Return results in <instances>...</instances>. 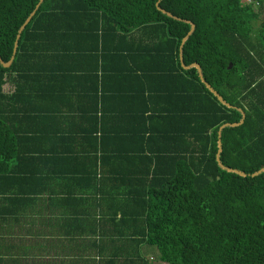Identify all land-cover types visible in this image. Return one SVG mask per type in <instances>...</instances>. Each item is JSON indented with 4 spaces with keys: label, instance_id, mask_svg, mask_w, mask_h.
I'll return each instance as SVG.
<instances>
[{
    "label": "trees",
    "instance_id": "obj_1",
    "mask_svg": "<svg viewBox=\"0 0 264 264\" xmlns=\"http://www.w3.org/2000/svg\"><path fill=\"white\" fill-rule=\"evenodd\" d=\"M39 1L0 0L4 61L13 55L19 29ZM157 1L41 3L21 34L12 64L6 67L0 61V191L5 194L0 193V204L9 201L19 207L15 200L29 202L24 210L32 212L19 210L26 215L23 219L17 211L9 213L16 218L10 217L19 237H70L97 249L94 257L72 258L71 264H125L127 257L113 252L127 248L128 241L141 250L128 264H264V171L251 175L264 166V19L257 23L264 0L160 3L196 23L183 47L185 63L199 62L207 81L246 111L242 124L223 129L221 158L248 176L223 169L216 158L220 126L239 122L241 111L221 103L197 68L182 66L180 46L191 25L162 12ZM112 37L135 39L152 54L145 57L144 52L141 75H126L134 84L129 91L145 95L150 104L139 99L137 105L129 103L126 114L104 115L93 98L96 84L78 90L71 81L60 87L67 93L58 100L86 97L80 105L93 126V113L104 121L99 130L103 153L89 155L91 162L78 169L87 185L63 192L68 199L59 197L49 183L39 191L26 188V176L14 173L20 156L13 141L23 130L17 121L32 120L33 112L52 104L46 94L56 87L57 75L52 74L63 73L69 55L91 57L100 43L104 54L112 53L120 47V42L107 44ZM129 69L137 74V67ZM8 79L11 88L6 91ZM92 147L96 143L86 148ZM114 158L122 164L118 176L126 184L110 167ZM133 162L141 168L134 177ZM0 218L8 221L2 211ZM39 219L44 229L35 231ZM7 233L0 237L14 236L13 229ZM144 245L154 248L157 263L142 253Z\"/></svg>",
    "mask_w": 264,
    "mask_h": 264
},
{
    "label": "crops",
    "instance_id": "obj_2",
    "mask_svg": "<svg viewBox=\"0 0 264 264\" xmlns=\"http://www.w3.org/2000/svg\"><path fill=\"white\" fill-rule=\"evenodd\" d=\"M110 40L113 47L120 42V47L113 49L112 53L104 54L101 48L102 43H100L98 50H95L91 57L82 56L79 53L69 55L68 64L63 73L59 70L52 74L57 75L56 80L53 81L56 87H48L49 90L46 93L47 98L52 99V104L40 107L39 110L33 112L35 115L31 116L32 120L29 118L21 121L20 118L17 121L16 124H21L23 130L19 133L21 136L13 141L20 156V159L17 158L19 166L14 167V173L17 176H26L23 180L26 188L39 191L42 186L48 188L49 183L59 197L68 199L69 196L62 194L63 192L83 190L87 185L78 177V169L85 166L83 163H86V160L91 162L89 155L96 158L97 155L101 156L103 153L99 130L104 121H100L98 115L93 113L95 122L93 126V119L82 111L81 108L84 106L80 105V102L87 100L86 97L67 101L58 100V95L62 96L67 93L60 87H65L71 81L79 85L78 90H83L85 87L92 88L96 84L97 97L93 96V98L98 100V109L101 108L104 115L111 112L126 114L131 109L129 103L133 102L137 105L139 99H142L141 103L150 104L145 95L142 97L138 91H129L130 86L134 87V84L126 75H141L140 62L144 61V52L148 54L145 57H150L152 54L145 48L143 51L135 39L117 38L115 40L112 37L108 39L107 44ZM130 67H137V74L130 72ZM104 119L108 117L104 116ZM37 129L41 130V134H38ZM92 142L96 143L97 148H86ZM112 162L110 167L113 173L121 183L126 184L127 182L118 176L123 172L119 158L112 159ZM132 167L133 171L131 169L130 174L134 177L141 171V168L134 162ZM47 174L53 178L49 179ZM0 193L5 197L2 191ZM15 201L20 209L16 203L18 208L9 201L0 204V211L8 217L7 222L4 221L5 218L3 220L0 218V234L8 235L7 231L10 229L14 231V236L0 237V264H11L13 261L16 264H71L72 258L82 256L90 259L95 256L96 248H87L85 243H79L76 239L71 240L70 237H19L14 230L16 218L9 213L17 211L23 219L24 216L26 217L24 212L32 211L24 210L29 202ZM37 210L39 209L35 212ZM40 219L35 231L38 228L44 229ZM128 243L127 248L113 252L116 255L126 256L125 264L131 261V257L135 259L134 255L141 251L140 246L134 241H128ZM106 249L107 253H111L112 244H109ZM153 249L151 246L144 245L142 253L148 255L155 252ZM25 256L26 260L20 261V258Z\"/></svg>",
    "mask_w": 264,
    "mask_h": 264
},
{
    "label": "water",
    "instance_id": "obj_3",
    "mask_svg": "<svg viewBox=\"0 0 264 264\" xmlns=\"http://www.w3.org/2000/svg\"><path fill=\"white\" fill-rule=\"evenodd\" d=\"M43 1H44V0H40V1L38 2V4L36 5L35 9L31 12V14H30V15L27 17V19L25 20V22L21 25V27H20V29H19V32H18V34H17V39H16V41H15V46H14L13 55L11 56L10 60L6 62V61H4V60L1 58V56H0V61H1V63H2L4 66L8 67V66H10V65L12 64L13 60L15 59V55H16V52H17V49H18V44H19V39H20V37H21V34H22L23 30L25 29L26 25L30 22V20L32 19V17L35 15L36 11L38 10V8L40 7V5H41V3H42ZM160 3H161V0H158V1H157V6H158V8H159L162 12H164V13H166L167 15H169V16H171V17H174V18H176V19L184 20V21L190 23V25H191V29L189 30L188 34L185 35V36L183 37L182 42H181V46H180V60H181V64H182V65L184 66V68H186V69H190V68H193V67L197 68V69H198V72H199V76H200L202 82L206 85V87H207L212 93H214V95L217 96V98L219 99V101H220L221 103H223L224 105H226V106H228V107H231V108H233V107H234V108H237V109H239V110L241 111V113H242V118H241V120H240L239 122H226V123H224V124H222V125L220 126L219 131H218V133H219V139H218V152H217V156H216V158H217V161H218L219 165H220L223 169H225V170H227V171H229V172H235V173H238V174H240V175H242V176H248L249 174H248L246 171H244V170H242V169L235 168V167H231V166H228V165L224 164V162L222 161V158H221V154H222V151H223V141H222V132H223V129H224L225 127H227V126H238V125L242 124V123L245 121V118H246V111H245L243 108L238 107V106H236V105L230 103L229 101H227V100L224 98V96L221 95V94L219 93V91H218L217 89H215V88L211 85V83H210L209 81H207V79H206V77H205V75H204V72H203L202 65H201L199 62H193V63H190V64H186V63L184 62V54H183V53H184V49H183V47H184L185 42L189 39L190 35L193 34V32L195 31L196 23H195L194 21L190 20V19H185V18H181V17H179V16H177V15H174L171 11H169V10L165 9L164 7H162V6L160 5ZM263 171H264V166H263L261 169H259V170L255 171V172H253L251 175H252V176H256V175L262 173Z\"/></svg>",
    "mask_w": 264,
    "mask_h": 264
},
{
    "label": "rangeland",
    "instance_id": "obj_4",
    "mask_svg": "<svg viewBox=\"0 0 264 264\" xmlns=\"http://www.w3.org/2000/svg\"><path fill=\"white\" fill-rule=\"evenodd\" d=\"M259 19H258V22H261L263 19H264V4H263V7H261L259 9ZM5 90L8 91L10 88H11V81L8 79V81L6 82L5 84ZM149 259H152V261H154V263H157L156 261H158V257L156 255V252H152L148 255H146ZM161 264H168V263H161Z\"/></svg>",
    "mask_w": 264,
    "mask_h": 264
},
{
    "label": "built area",
    "instance_id": "obj_5",
    "mask_svg": "<svg viewBox=\"0 0 264 264\" xmlns=\"http://www.w3.org/2000/svg\"><path fill=\"white\" fill-rule=\"evenodd\" d=\"M242 1L245 3H251V2H254L255 0H242Z\"/></svg>",
    "mask_w": 264,
    "mask_h": 264
}]
</instances>
